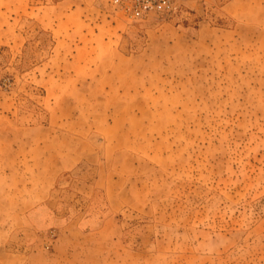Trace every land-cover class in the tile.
Returning <instances> with one entry per match:
<instances>
[{
    "label": "rangeland",
    "instance_id": "1",
    "mask_svg": "<svg viewBox=\"0 0 264 264\" xmlns=\"http://www.w3.org/2000/svg\"><path fill=\"white\" fill-rule=\"evenodd\" d=\"M0 0V264H264V0Z\"/></svg>",
    "mask_w": 264,
    "mask_h": 264
},
{
    "label": "built area",
    "instance_id": "2",
    "mask_svg": "<svg viewBox=\"0 0 264 264\" xmlns=\"http://www.w3.org/2000/svg\"><path fill=\"white\" fill-rule=\"evenodd\" d=\"M177 0H109L131 21L168 15L176 10Z\"/></svg>",
    "mask_w": 264,
    "mask_h": 264
}]
</instances>
